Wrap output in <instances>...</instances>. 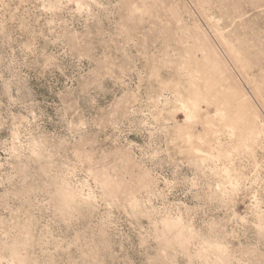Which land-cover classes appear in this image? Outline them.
I'll return each instance as SVG.
<instances>
[{"label": "rangeland", "instance_id": "obj_1", "mask_svg": "<svg viewBox=\"0 0 264 264\" xmlns=\"http://www.w3.org/2000/svg\"><path fill=\"white\" fill-rule=\"evenodd\" d=\"M0 264H264V0H0Z\"/></svg>", "mask_w": 264, "mask_h": 264}]
</instances>
